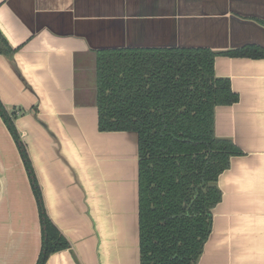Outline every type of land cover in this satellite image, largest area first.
<instances>
[{
	"label": "crops",
	"instance_id": "0c3cea01",
	"mask_svg": "<svg viewBox=\"0 0 264 264\" xmlns=\"http://www.w3.org/2000/svg\"><path fill=\"white\" fill-rule=\"evenodd\" d=\"M0 36L15 50L0 54V102L22 112L15 127L46 215L69 244L45 264H139L137 136L98 131L95 53L264 50V0H0ZM213 70L239 98L215 108L214 135L242 155L218 177L196 264H264V58L218 55ZM40 244L37 204L0 118V264H35Z\"/></svg>",
	"mask_w": 264,
	"mask_h": 264
},
{
	"label": "trees",
	"instance_id": "16d2710c",
	"mask_svg": "<svg viewBox=\"0 0 264 264\" xmlns=\"http://www.w3.org/2000/svg\"><path fill=\"white\" fill-rule=\"evenodd\" d=\"M11 49L0 36V54ZM264 58L244 47L215 53L203 49H120L94 56L99 132L137 136L139 264H196L220 202L218 177L240 150L214 135V111L238 102L226 78L214 74V59ZM22 115L0 102V118L19 152L41 226L35 264L69 244L46 215L33 168L15 127Z\"/></svg>",
	"mask_w": 264,
	"mask_h": 264
},
{
	"label": "rangeland",
	"instance_id": "374dc122",
	"mask_svg": "<svg viewBox=\"0 0 264 264\" xmlns=\"http://www.w3.org/2000/svg\"><path fill=\"white\" fill-rule=\"evenodd\" d=\"M92 67V66H91ZM91 67H89V68H91ZM91 73L93 74V72H92V68L90 69V76H91Z\"/></svg>",
	"mask_w": 264,
	"mask_h": 264
}]
</instances>
